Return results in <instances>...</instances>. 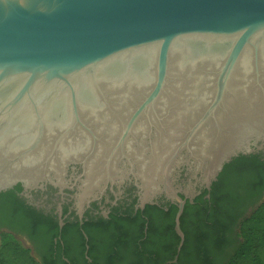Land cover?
I'll return each instance as SVG.
<instances>
[{
  "label": "water",
  "instance_id": "1",
  "mask_svg": "<svg viewBox=\"0 0 264 264\" xmlns=\"http://www.w3.org/2000/svg\"><path fill=\"white\" fill-rule=\"evenodd\" d=\"M199 53L217 59L207 78L208 93L173 137L161 160L156 188L145 192L124 145L134 126L153 114L170 88L175 61L184 64ZM143 55L150 58L149 73ZM263 57L264 0H0V192L18 183L25 190L50 184L61 191L69 181L68 171L80 166L77 180L82 177L79 200H83L108 183L118 185L132 177L141 208L162 194L177 204L174 229L179 252L184 201L177 192L190 200L196 186L209 190L232 158L264 147ZM245 59L251 78L240 91L254 95H240L235 87ZM138 61L140 74L148 76L145 89L119 119L105 161L106 170L118 154L127 174L120 180L105 177L98 188L82 196L86 161L96 143L82 108L91 100L89 93L98 97L101 108L108 107L104 83ZM55 108H62L66 119L56 136L79 130L90 139L89 152L60 166L55 136L41 162L23 163L44 143L48 116ZM22 119L24 127L14 136L25 141L9 148L10 130ZM33 168L35 176L23 175L22 169ZM183 170L184 187L179 184Z\"/></svg>",
  "mask_w": 264,
  "mask_h": 264
},
{
  "label": "flooded vegetation",
  "instance_id": "2",
  "mask_svg": "<svg viewBox=\"0 0 264 264\" xmlns=\"http://www.w3.org/2000/svg\"><path fill=\"white\" fill-rule=\"evenodd\" d=\"M241 157H255L264 163V147L232 158L227 164L235 162L236 167L231 168L218 186L212 188L221 172L209 190L196 186L195 195L190 200L182 191L177 192L184 201L182 213L186 211L188 222L184 223L185 229L191 226L192 217H208L215 213L216 205L210 202L212 191L216 200L227 190L238 196V204L227 211V218L223 217L225 223L222 225L225 226L220 234L226 241L223 255L239 241L238 228L242 219L249 216L257 203L264 201V187L256 189L253 186L245 191L250 186L246 182L241 191L229 184V179L239 167L237 159ZM183 173L184 170L179 179L182 187L186 185ZM81 174L80 166H76L74 171L69 170V181L61 191L50 184L25 190L18 183L0 192V240L8 236L17 241L38 264H191L187 256L179 259L178 244L174 247L165 228L170 207L176 209L175 218L176 203L168 201L162 194L141 208V194L132 177L118 185L108 183L100 192L95 191L79 200L82 177L77 179ZM172 230L178 237L174 224ZM181 231L184 235L183 228ZM104 234L110 239V263L105 259ZM160 236L161 243L157 244ZM208 260L215 264L218 257L213 253Z\"/></svg>",
  "mask_w": 264,
  "mask_h": 264
},
{
  "label": "bare ground",
  "instance_id": "3",
  "mask_svg": "<svg viewBox=\"0 0 264 264\" xmlns=\"http://www.w3.org/2000/svg\"><path fill=\"white\" fill-rule=\"evenodd\" d=\"M213 54L201 56L197 59L174 63L173 82L164 96L155 105L149 117L142 118L135 126L131 136L124 145V154L128 162L135 167L136 176L142 180L145 192H152L156 188V178L161 160L166 155L173 137L184 125L183 121L191 117L200 106L202 98L208 93L209 71L216 67L217 59ZM148 58V60H147ZM142 60L146 73H149L150 58L143 55ZM141 62H137L134 68L127 66L122 75L116 74L104 83L105 92L109 96V106L101 108V101L94 93L90 97L87 106L82 108V115L96 133L92 155L86 161V180L82 196L88 195L93 188H98L105 177L120 180L127 174V170L121 163L118 154L111 158L108 168L105 170V161L111 149L118 131V122L127 114L129 104L142 94L147 80V75L140 74L138 68ZM262 70L261 79L264 81V57L260 59ZM251 68L248 59L240 65L237 76L236 88L239 94L254 95L251 91L242 92L240 89L249 86ZM48 130L44 143L37 152L23 163L41 162L49 149V145L60 129L65 125V114L62 108H55L48 116ZM25 119L20 120L10 130L13 137L7 142L9 148L21 146L25 139L17 138L15 133L24 127ZM58 140L59 165L63 166L71 158L80 159L90 150V139L77 130L67 137L56 136ZM206 140V139H204ZM199 146L202 145L198 139ZM25 176H35L33 169H22ZM34 171V172H33Z\"/></svg>",
  "mask_w": 264,
  "mask_h": 264
},
{
  "label": "trees",
  "instance_id": "4",
  "mask_svg": "<svg viewBox=\"0 0 264 264\" xmlns=\"http://www.w3.org/2000/svg\"><path fill=\"white\" fill-rule=\"evenodd\" d=\"M234 165L235 162L224 166L212 188L218 186L224 180L225 175L231 168L236 167ZM237 166H239L238 170H235V173L229 179L230 183L226 182V185L229 183L233 188H239L241 191L244 190L246 182L250 186L245 188V191H249L248 189L253 186L256 189L264 187V163L258 161L255 157H241L237 159ZM244 194L247 193L244 192ZM210 202L216 205L215 213L208 217H203L202 215L192 217L190 219L191 226L187 229L184 228L188 224V222L186 223V211L180 216L179 221L185 238L180 249L179 259L182 256H187L189 261L191 260V264H212L208 260V256L214 253L218 257L215 264H264V201L257 203L249 216L242 219L238 228L239 241L225 255L222 252L226 241L220 235L224 228L223 226H225L222 225L225 223L223 217L227 218V211L231 210L235 204H238L239 198L231 190H227L220 199L216 200L212 191ZM175 210L174 207L169 208L165 227L169 231V238L174 247L179 242V238L175 236L172 230ZM163 232L168 235L167 231ZM102 239L106 243H104L105 259L110 263L112 260V254L108 252V241L110 239L105 234ZM161 240L162 236L157 240V244H160ZM173 252H175L174 249ZM0 264L38 263L27 249L23 248L17 241L10 240V237L5 236L0 240Z\"/></svg>",
  "mask_w": 264,
  "mask_h": 264
},
{
  "label": "rangeland",
  "instance_id": "5",
  "mask_svg": "<svg viewBox=\"0 0 264 264\" xmlns=\"http://www.w3.org/2000/svg\"><path fill=\"white\" fill-rule=\"evenodd\" d=\"M2 239V238H1ZM9 239V238H8ZM12 238H10V240H11ZM13 240V239H12Z\"/></svg>",
  "mask_w": 264,
  "mask_h": 264
}]
</instances>
